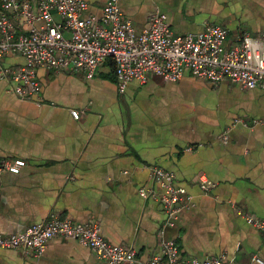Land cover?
<instances>
[{
  "label": "crops",
  "instance_id": "obj_1",
  "mask_svg": "<svg viewBox=\"0 0 264 264\" xmlns=\"http://www.w3.org/2000/svg\"><path fill=\"white\" fill-rule=\"evenodd\" d=\"M100 20L106 0H86ZM141 30L150 15L168 16L174 33L207 24L228 30L225 47L264 30V0H119ZM1 13V0H0ZM22 56H0L19 68ZM41 100L21 99L0 79V160L23 159L19 173L0 171V234L11 235L53 218L99 224L112 244L132 247L142 260L174 241L187 257L226 264H264V232L243 210L264 218V90L224 80L213 84L186 71L177 81L149 74L118 90L112 60L93 78L39 67ZM80 111L74 118L71 110ZM226 138H223V137ZM154 166L175 174L192 196L172 225L163 205L140 195ZM206 174L208 191L195 182ZM263 260L257 262L255 258ZM0 264H107L71 238L51 239L40 256L0 249Z\"/></svg>",
  "mask_w": 264,
  "mask_h": 264
},
{
  "label": "built area",
  "instance_id": "obj_2",
  "mask_svg": "<svg viewBox=\"0 0 264 264\" xmlns=\"http://www.w3.org/2000/svg\"><path fill=\"white\" fill-rule=\"evenodd\" d=\"M227 35V29L214 24L199 33H174L167 14L160 11L153 12L149 24L138 30L124 17L119 0L105 1L100 20L89 14L86 0H1L0 56L16 53L25 63L19 68L0 66V79L10 78L8 90L17 97L41 100L39 67L83 72L93 78L97 68L110 59L121 93L132 81L145 83L149 74L177 81L187 70L213 84L227 79L244 88L264 90V30L256 36L244 33L240 44L230 49L225 47ZM71 113L77 119L81 115L77 109ZM25 165L23 159H3L0 171L17 174ZM150 176L151 184L138 191L159 201L167 215L165 224L172 225L184 207L193 206L192 196L168 170L154 166ZM195 182L204 191L216 187L204 173ZM238 213L264 232V218L241 209ZM55 237L75 239L93 248L107 264H226L220 258L182 256L172 240H164L151 259L142 260L134 248L110 243L101 225L56 217L15 234H0V249L21 248L40 256Z\"/></svg>",
  "mask_w": 264,
  "mask_h": 264
}]
</instances>
